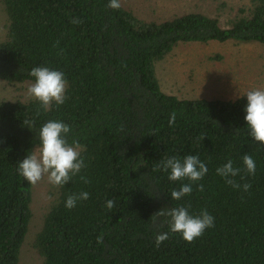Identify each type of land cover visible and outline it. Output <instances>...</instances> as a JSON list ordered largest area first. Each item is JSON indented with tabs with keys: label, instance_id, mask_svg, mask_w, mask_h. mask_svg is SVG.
<instances>
[{
	"label": "trees",
	"instance_id": "16d2710c",
	"mask_svg": "<svg viewBox=\"0 0 264 264\" xmlns=\"http://www.w3.org/2000/svg\"><path fill=\"white\" fill-rule=\"evenodd\" d=\"M108 3L0 0L6 14L0 80L34 83L31 70L46 66L68 81V99L48 110L34 97L0 100V264L19 262L33 218V185L19 175L18 163L40 148L49 120L71 126L68 141L79 144L86 167L48 190L50 203L31 243L42 264H264V144L248 134L246 96L179 99L161 91L155 72L179 44L264 46V0H250L224 27L199 13L147 22ZM188 154L198 155L208 172L175 201L172 190L189 181H170V172L156 166ZM245 154L256 162L255 175L242 171L244 178L235 179L251 184L247 192L216 173L229 159L243 170ZM85 191L89 199L65 207L68 195ZM179 205H190L192 215L206 209L215 226L186 242L170 232L168 217L153 216ZM166 232L169 239L157 247L156 235Z\"/></svg>",
	"mask_w": 264,
	"mask_h": 264
},
{
	"label": "rangeland",
	"instance_id": "374dc122",
	"mask_svg": "<svg viewBox=\"0 0 264 264\" xmlns=\"http://www.w3.org/2000/svg\"><path fill=\"white\" fill-rule=\"evenodd\" d=\"M249 5L250 0H121L125 10L147 22L159 23L188 13H199L217 19L223 27ZM5 21L6 14L0 5V40L5 33ZM155 72L161 91L179 99L235 100L246 96L249 90H264V46L255 42L179 44L156 65ZM31 84H8L0 80V100L32 98L28 94ZM50 186L47 177L33 186V218L18 264H42L31 243L50 203Z\"/></svg>",
	"mask_w": 264,
	"mask_h": 264
},
{
	"label": "clouds",
	"instance_id": "9594fccd",
	"mask_svg": "<svg viewBox=\"0 0 264 264\" xmlns=\"http://www.w3.org/2000/svg\"><path fill=\"white\" fill-rule=\"evenodd\" d=\"M107 7L118 10L121 7V0H109ZM82 21L73 19L72 23L79 24ZM63 50H61V54ZM30 75L35 78L28 88V94L36 98L44 110L55 103L63 105L68 99L66 96L68 81L65 73L54 70L46 66L34 67ZM247 103L244 108L246 115L244 117L249 127V136L255 141L264 144V90L252 89L246 93ZM176 120V113L170 114L169 126H172ZM122 130V129H121ZM71 126L58 120H49L43 124L39 132L41 146L38 152L27 154L26 157L18 163V173L25 181L33 186L47 177L49 183L63 187L68 184L73 177L86 167L81 157L80 146L76 142L69 143L68 135ZM243 170L234 167L233 161L229 159L225 164L216 169L217 175L222 177L225 182L234 189L242 188L247 192L251 184L241 185L235 177H244L241 172L248 175H255L256 162L249 154L243 156ZM157 170L170 172L168 179L170 181H189L183 183L179 189H173L171 199L175 201L182 200L193 191L192 185L201 181L208 172L207 166L202 162L198 155L188 154L181 159L178 156H171L162 160L157 166ZM81 181L89 183L86 177L81 176ZM198 190L203 191L204 186L197 184ZM88 192L73 193L68 195L65 207L69 210L77 206L78 201L89 199ZM115 206V200H108L106 207L112 209ZM187 207L179 205L177 207L160 209L153 216L168 217L167 223L170 232L180 234L182 238L192 243L200 238L207 229L215 226V218L206 210H201L198 215H192ZM169 239V233H158L155 238L156 246ZM102 242V240L100 241Z\"/></svg>",
	"mask_w": 264,
	"mask_h": 264
}]
</instances>
